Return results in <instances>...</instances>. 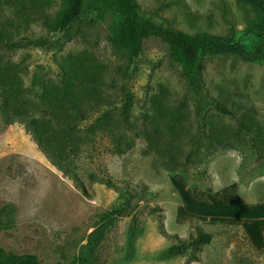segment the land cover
Here are the masks:
<instances>
[{"label": "rangeland", "instance_id": "rangeland-1", "mask_svg": "<svg viewBox=\"0 0 264 264\" xmlns=\"http://www.w3.org/2000/svg\"><path fill=\"white\" fill-rule=\"evenodd\" d=\"M67 2L0 0V109L24 116L86 193L50 163L26 125L4 126L0 117V246L55 264L52 226L85 244L109 218L93 191L107 180L128 199L134 195L139 221L132 247L130 216L105 227L99 264H264V61L202 53L205 91L235 116L210 108L200 122L183 67L166 43L147 39L132 61L108 2L87 7L66 32L54 34ZM135 2L142 18L233 41L261 17L243 0ZM36 38L48 42L11 47ZM73 194L82 200L72 204ZM158 215L167 233L208 232L211 242L163 258L176 241L159 233Z\"/></svg>", "mask_w": 264, "mask_h": 264}, {"label": "trees", "instance_id": "trees-1", "mask_svg": "<svg viewBox=\"0 0 264 264\" xmlns=\"http://www.w3.org/2000/svg\"><path fill=\"white\" fill-rule=\"evenodd\" d=\"M103 2L111 3L114 10L117 12L120 18L118 33L119 41L123 42L130 50V59L133 61L141 54L144 42L149 38H157L163 43H166L171 53L177 58L183 67L185 75V81L188 90L191 93L192 100L195 106V113L200 122L204 121L205 113L214 108L222 114H227L234 117L235 114L232 110L226 107L221 101L211 97L203 87L202 79V66L200 58L202 53L207 51H223L237 54L252 62L264 61V0H243V2L253 4L257 6L261 12V17L258 23L250 27L247 30V34L242 35L237 41L228 40L226 38L207 34L189 35L181 31L172 29L164 24L157 22L149 18H142L138 13V8L135 0H68L67 5L63 12L56 19L53 25L54 34L60 32H66L69 27L80 20L81 15L84 13L87 7H94L98 9L99 5ZM47 23V22H46ZM2 33L0 30V38ZM248 39V43L245 40ZM47 39H22L11 45L14 46H43L47 44ZM10 49V42L6 44ZM0 117L3 119V125L8 126L15 122H21L27 126L28 130L37 143L39 149L43 152L46 158L54 165L59 171L69 176L74 180L76 186L83 193L85 189L80 183L79 178L74 175L65 166L55 159L52 154L44 147L40 142L38 136L35 133L34 127L29 124L24 116L19 114H12L9 108H3L1 105ZM130 107L129 100L125 103L123 108L126 112ZM32 121H34L32 119ZM5 129V128H4ZM4 129H1L3 131ZM224 145H230L228 142ZM90 179H96L93 174H88ZM108 185H111L115 191L121 192L118 188L107 180H99ZM144 196H153L152 192H148L146 189L142 190ZM127 204L118 210L115 217H109L97 228L93 229L87 236L85 244H81L78 249V257L76 264H99L98 253L96 252L98 244L103 239L105 233V227H108L113 223V220H117L121 217L130 216L131 225L127 231L128 244L132 247L135 243L137 232L136 224L139 221V217L136 211H133L136 206L133 204L134 195L130 192ZM159 209L158 206H154L150 209V213H154ZM159 233L168 239H174L176 243L171 244L162 254L163 258H171L174 256H180L186 254L189 250L198 249L202 244H209L212 239L211 233L199 231L196 235L190 234L188 238H181L176 234L167 233L162 226L160 215L157 216ZM140 232V231H139ZM58 253V251H57ZM59 260L55 264H67L62 256L58 253ZM193 259L198 257L193 254ZM0 264H39V259L34 253H15L10 250H6L0 246Z\"/></svg>", "mask_w": 264, "mask_h": 264}, {"label": "crops", "instance_id": "crops-1", "mask_svg": "<svg viewBox=\"0 0 264 264\" xmlns=\"http://www.w3.org/2000/svg\"><path fill=\"white\" fill-rule=\"evenodd\" d=\"M93 191L96 198L106 203V212L108 213L107 218L114 214H117L118 210L124 207L128 202V198L125 194L115 191L108 184L93 186ZM71 198L72 199L70 202L72 204H76L77 200H82V198H80L77 194H73ZM52 229L57 239L58 253L62 256L63 260L67 264H76L78 249L85 240L83 239V241H78L72 231L60 236L56 229V226H52Z\"/></svg>", "mask_w": 264, "mask_h": 264}]
</instances>
